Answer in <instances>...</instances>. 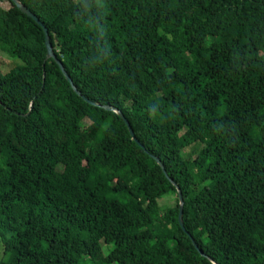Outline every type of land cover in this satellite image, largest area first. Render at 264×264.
Returning <instances> with one entry per match:
<instances>
[{
    "label": "trees",
    "instance_id": "obj_1",
    "mask_svg": "<svg viewBox=\"0 0 264 264\" xmlns=\"http://www.w3.org/2000/svg\"><path fill=\"white\" fill-rule=\"evenodd\" d=\"M17 2L92 104L0 0V264H264V0Z\"/></svg>",
    "mask_w": 264,
    "mask_h": 264
},
{
    "label": "water",
    "instance_id": "obj_2",
    "mask_svg": "<svg viewBox=\"0 0 264 264\" xmlns=\"http://www.w3.org/2000/svg\"><path fill=\"white\" fill-rule=\"evenodd\" d=\"M18 10L20 13H22L23 15L27 16L29 19H31L42 31V35H43V45H44V48H45V51H46V54H45V58L46 59H51L58 67L60 73L62 74V76L64 77V79L68 82L70 88L72 89V91L78 95L81 99H83L85 102L89 103V104H92L91 102H89L87 99L83 98V96H81L79 94V92H77L74 88V86L71 84V81L68 77V75L65 73V71L63 70V67L61 66L60 62L55 58L54 54L52 53V50H51V46H50V43H49V38H48V35H47V32H46V29L44 28V26L37 20V18L32 15L25 7H23L22 5H20L17 0H9ZM105 109H108V108H105ZM114 113L117 114V116L120 118V120L123 122V124L125 125L128 133H129V136L130 138L135 141L134 137H133V134H132V131L127 123V121L123 118L122 114L119 112V111H115V110H112ZM136 142V141H135ZM154 161L156 162V164L160 167L162 173L164 174V171H163V167L162 165L157 161L156 158H153ZM169 182L171 183V185H174L172 183L171 180H169ZM175 190H176V195H177V200H178V214H177V222H178V225L179 227L181 228V230L183 231V228H182V223H181V212H182V201H181V195H180V191L179 189L175 186ZM191 243H192V246L196 248V245L194 244V242L191 240V238L189 237ZM199 254H201L199 252Z\"/></svg>",
    "mask_w": 264,
    "mask_h": 264
},
{
    "label": "rangeland",
    "instance_id": "obj_3",
    "mask_svg": "<svg viewBox=\"0 0 264 264\" xmlns=\"http://www.w3.org/2000/svg\"><path fill=\"white\" fill-rule=\"evenodd\" d=\"M12 65H19L18 61L13 60L11 58H9L7 55H5L3 52L0 51V72L3 74L5 72L8 71V69L10 68V66ZM192 66L187 65L186 66V71H190L192 70ZM75 139L78 141V143L80 144V133L77 134V136L75 137ZM189 152V149L185 150V154H187ZM158 204L160 208H165L166 206H170L171 205V199L168 198H161L158 200ZM6 258V255L3 251V247L0 243V260H3Z\"/></svg>",
    "mask_w": 264,
    "mask_h": 264
},
{
    "label": "clouds",
    "instance_id": "obj_4",
    "mask_svg": "<svg viewBox=\"0 0 264 264\" xmlns=\"http://www.w3.org/2000/svg\"><path fill=\"white\" fill-rule=\"evenodd\" d=\"M92 3L97 8L102 9L104 7V5L102 3V0H92ZM80 4H81V0H80ZM90 26L93 28V30H95V25L94 24H91Z\"/></svg>",
    "mask_w": 264,
    "mask_h": 264
}]
</instances>
